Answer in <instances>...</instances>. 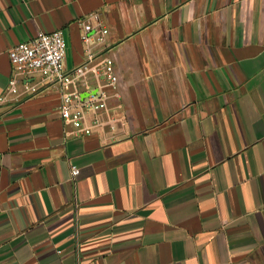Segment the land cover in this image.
<instances>
[{"label":"crops","instance_id":"obj_1","mask_svg":"<svg viewBox=\"0 0 264 264\" xmlns=\"http://www.w3.org/2000/svg\"><path fill=\"white\" fill-rule=\"evenodd\" d=\"M56 29L66 70L118 77L78 123L38 75L8 90ZM0 264H264V0H0Z\"/></svg>","mask_w":264,"mask_h":264},{"label":"built area","instance_id":"obj_2","mask_svg":"<svg viewBox=\"0 0 264 264\" xmlns=\"http://www.w3.org/2000/svg\"><path fill=\"white\" fill-rule=\"evenodd\" d=\"M93 16H97L96 14ZM82 39L88 40V32L92 30L90 22H82ZM101 33H106L107 28L101 27ZM67 52V43L60 29L52 31H38L33 36L16 43L8 50V57L11 66V77L8 90L16 93L18 83L26 89L35 92L37 85L33 84L30 78L39 76L41 85L54 86L60 89L61 103L59 111L65 120L80 122L83 113L88 110H96L106 106L108 96L105 87L116 88L118 80L111 58H103L95 65L90 63L96 58L93 52L87 54L86 60L66 70L64 68V58ZM100 74L104 77L105 83L94 93L80 96L78 91H69L71 84L84 75ZM80 132L88 134L90 129L82 127ZM72 176L79 173V168L72 166L70 169Z\"/></svg>","mask_w":264,"mask_h":264}]
</instances>
